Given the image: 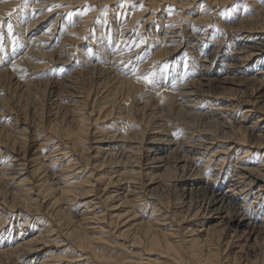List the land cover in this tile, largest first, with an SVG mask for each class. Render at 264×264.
<instances>
[{
  "label": "bare ground",
  "instance_id": "1",
  "mask_svg": "<svg viewBox=\"0 0 264 264\" xmlns=\"http://www.w3.org/2000/svg\"><path fill=\"white\" fill-rule=\"evenodd\" d=\"M23 2L0 0V264H264V0Z\"/></svg>",
  "mask_w": 264,
  "mask_h": 264
},
{
  "label": "rangeland",
  "instance_id": "2",
  "mask_svg": "<svg viewBox=\"0 0 264 264\" xmlns=\"http://www.w3.org/2000/svg\"><path fill=\"white\" fill-rule=\"evenodd\" d=\"M116 2H117V1H116ZM116 2H115L114 4H112V6H113V5L116 6ZM196 2L199 3V1H196ZM196 2H195V3H196ZM233 2L235 3V2H239V1H233ZM231 4H232V3H231ZM193 7H194V5H192V4L188 7V9H187L188 13L191 12V10L193 9ZM213 8H214V7H213ZM160 12H161V11H160ZM157 13H158V12H157ZM158 14H160V13H158ZM107 15H108V14H107ZM3 27H4V26H1V28H3ZM3 29H4V28H3ZM0 31H1V30H0ZM209 50H210V49H209ZM226 61H227V60H226ZM43 62H44L43 59H40V60L38 59V62H37V63H38V64H41V63H43ZM220 63H221V57L218 58V61L216 62V64H214L213 67L217 70V69L219 68V64H220ZM42 67H43V66H39V67H36V69H37L38 71L43 72V68H42ZM30 71H32V70H30ZM48 96H49V95H48ZM49 97H50V96H49ZM53 99H54V98H53ZM224 100H225V99H224ZM257 115H258V114L254 115V116H252V117H247V118L243 121V124L246 125V126L249 125V124H250V121H251L255 116H257ZM238 116H240V114H239ZM239 118H241V117H238V120H239ZM92 152H93V151H89L88 154H89V153H90V154H93ZM103 186H104V185H103ZM103 186H101V188H102ZM164 195H165V194H164ZM164 195H162V197H164ZM164 198H167V195H165ZM170 198H172V196H170ZM170 198H169V199H170ZM195 219L197 220V221L195 220V222H197V223L202 221V219H200V218H198V217L195 218ZM193 220H194V219H192V221H190V222H188V223H186V224H188V226H189V224H191V222H193ZM15 224H17V223L14 222V225H15Z\"/></svg>",
  "mask_w": 264,
  "mask_h": 264
},
{
  "label": "snow or ice",
  "instance_id": "3",
  "mask_svg": "<svg viewBox=\"0 0 264 264\" xmlns=\"http://www.w3.org/2000/svg\"><path fill=\"white\" fill-rule=\"evenodd\" d=\"M27 4H28V0H24V2L18 7H27ZM54 7H60V5H54ZM13 11H16V9H14ZM8 15L11 16V13H9ZM69 15H71V13H69ZM8 29H9V32L11 33V30H12L11 24L8 25ZM145 80L147 81V77H145ZM147 82L150 83L151 81H147Z\"/></svg>",
  "mask_w": 264,
  "mask_h": 264
}]
</instances>
